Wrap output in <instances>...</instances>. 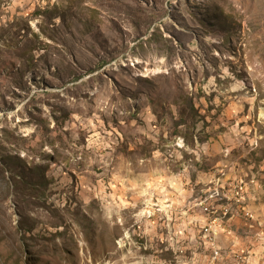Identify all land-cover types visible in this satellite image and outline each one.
Instances as JSON below:
<instances>
[{
  "label": "rangeland",
  "instance_id": "rangeland-1",
  "mask_svg": "<svg viewBox=\"0 0 264 264\" xmlns=\"http://www.w3.org/2000/svg\"><path fill=\"white\" fill-rule=\"evenodd\" d=\"M264 0H0V264H264Z\"/></svg>",
  "mask_w": 264,
  "mask_h": 264
},
{
  "label": "bare ground",
  "instance_id": "bare-ground-1",
  "mask_svg": "<svg viewBox=\"0 0 264 264\" xmlns=\"http://www.w3.org/2000/svg\"><path fill=\"white\" fill-rule=\"evenodd\" d=\"M264 114V113H263Z\"/></svg>",
  "mask_w": 264,
  "mask_h": 264
}]
</instances>
